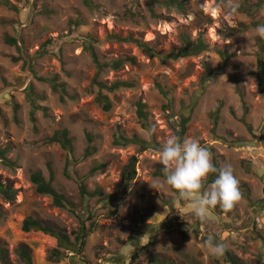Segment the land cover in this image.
I'll return each instance as SVG.
<instances>
[{"label": "rangeland", "instance_id": "374dc122", "mask_svg": "<svg viewBox=\"0 0 264 264\" xmlns=\"http://www.w3.org/2000/svg\"><path fill=\"white\" fill-rule=\"evenodd\" d=\"M169 1L90 0L89 6L85 0H0V149L10 161L0 159V181L16 191L11 200L0 196V246L9 264H24L22 245L34 264H205L199 245L209 235L238 264H264V38L256 31L264 24V0ZM232 3L235 12L228 10ZM185 35L206 49L162 63ZM91 48L101 63L128 57L135 62L106 68L98 77ZM41 77L64 84V100ZM95 81L132 86L103 90L112 103L105 111L96 100ZM140 102L146 122L139 116ZM185 116L190 122L184 140L199 141L221 169L231 165L241 193L232 210L217 205L203 222L173 189L159 186L164 177L158 149L177 136ZM64 128L74 146L71 178L65 175L67 152L49 141ZM87 133L97 137V150L84 158ZM135 135L148 142L147 150L115 142ZM133 156L137 176L125 190L122 174ZM98 164L104 167L89 175ZM33 172L47 180L52 174L53 187L75 211L38 193ZM81 180L102 195L83 198ZM206 180L201 194L210 186ZM79 215L88 218V226L96 222L95 231L81 255L57 262L50 258L56 238L22 228L32 217L73 240ZM209 264L229 263L224 253Z\"/></svg>", "mask_w": 264, "mask_h": 264}, {"label": "trees", "instance_id": "16d2710c", "mask_svg": "<svg viewBox=\"0 0 264 264\" xmlns=\"http://www.w3.org/2000/svg\"><path fill=\"white\" fill-rule=\"evenodd\" d=\"M85 3L90 6V0H85ZM169 3L172 5L178 4L176 1H173V0L169 1ZM128 40L137 43L140 47H142L148 52H151V53L153 52L151 47L146 42L134 39L132 37L128 38ZM8 41L14 45L18 44L17 39L13 37H8ZM205 49H206V45H204L201 41H193L188 35H185L183 45H181L175 51H172L166 54L164 57H162L161 62L167 63L170 60L177 61L182 58L197 56ZM91 53H92L94 62L96 63L97 68H98V72H97L98 77L103 72V70L106 68L118 70L122 68L124 64L127 62L129 63L135 62V59L133 57H128L125 59L121 58V59H115L111 62L101 63L99 61V58L96 52L92 48H91ZM40 79L42 81L50 83L53 91L57 93H61L60 94L61 99L64 100V95L67 93L66 86L64 84L58 83L56 77H53L50 79L41 77ZM262 81H264V77ZM95 82L99 87V91L96 94V100L101 105L103 110L105 111H110L112 109V103L108 95L102 92L103 90H107L109 93H112L121 88L132 86V84L130 83L120 82V81L114 82L110 85H106L100 81H95ZM261 85L263 87V92H264V82H262ZM144 108H145V105L143 103L141 102L138 103L139 116L141 117V119L144 120V122H146L147 113L144 111ZM220 108L221 106H219L214 113V127L218 125V117H219ZM189 122H190V116L183 117L182 122H181V129L177 132V137L181 141L184 140V136L186 135V131H187V125ZM86 136H87L88 146L85 151L84 158L93 156L97 150L96 149L97 137L93 135L92 133H87ZM121 140H123V143L133 142V143L138 144L140 151H145L149 148L148 142L141 140L136 135L133 136L131 139H125L124 137L117 138L115 140L116 144H120V142H122ZM49 141L60 144V146L67 152L69 157L67 160V167L65 170V175L71 178L69 166H70V163L73 161L72 157H73V152H74V146H73V141H72V138L70 137V133L68 129L64 128V129L56 131L52 135V137H50ZM0 159L3 160L5 163L7 162L10 163V161H8V159L6 158L5 151L2 149H0ZM137 163H138V158L136 156H133L127 168L122 174L123 186L125 190H127L131 182L137 176V169H136ZM213 164L218 170L221 169L220 163L217 161L215 157L213 158ZM103 167H104L103 164H98L94 166L92 170L90 171L89 175L91 176L94 175L96 172L101 170ZM159 174L164 177L163 171H161ZM217 175H218V172L210 174L206 180V183L211 184L215 180ZM31 180L35 184L37 192L40 194L51 196L56 206L63 207V208H69L71 211H75V204L67 200L64 195L60 194L53 187L54 177L52 174L50 176V179L47 180L45 179V177L42 175L41 172H33L31 174ZM79 182H80L79 183L80 194L83 198H87V197L92 198V197L102 195L101 189H96L94 192H90L87 190L82 180ZM0 196L4 197L5 199L11 200L16 196V191L10 185L4 184L3 182L0 181ZM1 217L2 215L0 212V219ZM79 219H80V226H79L78 231L73 233V236H74L73 240H71V237L67 232L61 229H57L54 226L46 223L45 221L35 219L32 217H27L24 220L22 228L25 232L39 231V232H42L44 234H47L49 236L56 238L58 241V247L52 250L50 258L51 260L57 262V261L62 260L65 257L73 258L76 255L77 256L81 255V253L84 251V248L86 246L87 238L95 231L96 222L93 221L88 226L87 225L88 218L86 219L84 218V216L79 215ZM182 234L183 236H188V233L186 231H182ZM61 249H64L69 254H66ZM18 253H19V257L21 261L24 264H34L32 254L28 246L22 245L19 248ZM225 255H226V259L229 264H238L235 257L231 255L228 251L225 252ZM137 256L138 255H135V257ZM0 261H1V264H9L8 254H7L6 249L3 246H0Z\"/></svg>", "mask_w": 264, "mask_h": 264}, {"label": "clouds", "instance_id": "9594fccd", "mask_svg": "<svg viewBox=\"0 0 264 264\" xmlns=\"http://www.w3.org/2000/svg\"><path fill=\"white\" fill-rule=\"evenodd\" d=\"M228 10L235 12V4H229ZM256 31L264 38V24L259 25ZM158 152L164 173L160 188L175 190L176 199L188 202L199 221H205L209 209L219 205L224 212H228L240 200L241 193L233 167L228 165L218 170L212 162L211 153L199 141H181L172 135L162 142ZM217 172L215 180L201 194L203 182L210 174ZM199 248L205 264L221 258L225 253V246L217 242L213 235H209Z\"/></svg>", "mask_w": 264, "mask_h": 264}, {"label": "built area", "instance_id": "2783aa9c", "mask_svg": "<svg viewBox=\"0 0 264 264\" xmlns=\"http://www.w3.org/2000/svg\"><path fill=\"white\" fill-rule=\"evenodd\" d=\"M250 148V147H249Z\"/></svg>", "mask_w": 264, "mask_h": 264}]
</instances>
